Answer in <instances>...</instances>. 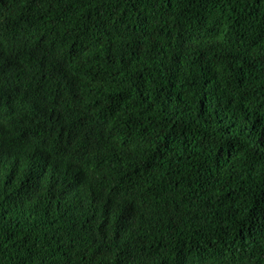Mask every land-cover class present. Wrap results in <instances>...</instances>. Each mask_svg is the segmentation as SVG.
<instances>
[{"label": "trees", "instance_id": "trees-1", "mask_svg": "<svg viewBox=\"0 0 264 264\" xmlns=\"http://www.w3.org/2000/svg\"><path fill=\"white\" fill-rule=\"evenodd\" d=\"M0 264H264V0H0Z\"/></svg>", "mask_w": 264, "mask_h": 264}]
</instances>
